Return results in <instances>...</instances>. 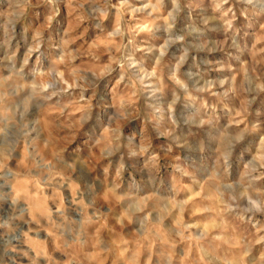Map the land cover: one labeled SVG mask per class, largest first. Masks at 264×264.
Here are the masks:
<instances>
[{
    "label": "rangeland",
    "instance_id": "rangeland-1",
    "mask_svg": "<svg viewBox=\"0 0 264 264\" xmlns=\"http://www.w3.org/2000/svg\"><path fill=\"white\" fill-rule=\"evenodd\" d=\"M0 264H264V0H0Z\"/></svg>",
    "mask_w": 264,
    "mask_h": 264
}]
</instances>
